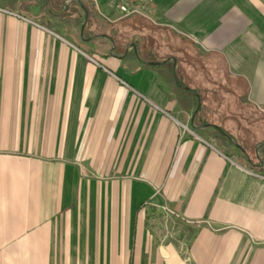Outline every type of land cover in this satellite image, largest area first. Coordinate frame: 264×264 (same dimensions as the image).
I'll return each instance as SVG.
<instances>
[{
    "label": "crops",
    "instance_id": "1",
    "mask_svg": "<svg viewBox=\"0 0 264 264\" xmlns=\"http://www.w3.org/2000/svg\"><path fill=\"white\" fill-rule=\"evenodd\" d=\"M0 7L29 20L0 14V264H264V162L194 126L152 35L221 61L264 112L260 0Z\"/></svg>",
    "mask_w": 264,
    "mask_h": 264
},
{
    "label": "rangeland",
    "instance_id": "2",
    "mask_svg": "<svg viewBox=\"0 0 264 264\" xmlns=\"http://www.w3.org/2000/svg\"><path fill=\"white\" fill-rule=\"evenodd\" d=\"M260 1L264 4V0ZM0 14L29 21L26 17L14 13L8 8L0 7ZM152 35L160 47L165 44V47L178 51V56L160 52L161 57L159 58L165 61L169 59L168 63H171L172 59L175 61L179 59L184 63V67L174 70L176 78L184 82V85L197 91L192 115L197 107V100L201 110L199 114L198 111L195 113L192 122L194 126L201 127L204 124L199 125V123L203 122L218 127V130L221 128L233 138V141L240 146L244 153L236 149L233 142L217 138L216 133L212 130L213 127L208 126L201 130H204V132L202 131L204 137L211 139L219 148L227 149L230 154L240 160H245L247 157L254 164H258V160L264 162L262 154L264 150V112L255 109L246 102L240 82L228 75L221 61L198 55L187 40L182 38L177 41L167 35L161 37L158 31L152 32ZM161 43L163 44L161 45ZM85 55L94 61L92 56ZM209 61H212L214 68L206 67ZM197 114L200 119L197 118L198 116L196 117ZM194 130L197 129L194 128Z\"/></svg>",
    "mask_w": 264,
    "mask_h": 264
},
{
    "label": "built area",
    "instance_id": "3",
    "mask_svg": "<svg viewBox=\"0 0 264 264\" xmlns=\"http://www.w3.org/2000/svg\"><path fill=\"white\" fill-rule=\"evenodd\" d=\"M153 0H134L133 8L129 7L128 0H117V8L123 15L131 13L142 14L143 9L146 5L152 3ZM258 178L264 180V169L257 172H250Z\"/></svg>",
    "mask_w": 264,
    "mask_h": 264
},
{
    "label": "trees",
    "instance_id": "4",
    "mask_svg": "<svg viewBox=\"0 0 264 264\" xmlns=\"http://www.w3.org/2000/svg\"><path fill=\"white\" fill-rule=\"evenodd\" d=\"M178 81L180 82V79L178 78ZM178 82V83H179ZM182 86H184V87H188L189 89H191V87L190 86H187V85H184V84H181ZM192 91H190V90H188V91H190V92H192L193 93V95L195 96V94H197V91L194 89V88H192L191 89ZM195 104H196V97H195ZM200 110H201V106L199 105V107H198V114H199V112H200ZM196 115V117L197 118H199L200 119V116L199 115ZM195 117V118H196ZM202 124H208L209 125V123H203V122H201V124L199 123V125H202ZM212 130L216 133V137L217 138H219V139H225V140H227L228 142H233L234 144H236L234 141H233V138L231 137V136H229L226 132H224L221 128L218 130H216L215 128H212ZM261 162V161H260Z\"/></svg>",
    "mask_w": 264,
    "mask_h": 264
},
{
    "label": "water",
    "instance_id": "5",
    "mask_svg": "<svg viewBox=\"0 0 264 264\" xmlns=\"http://www.w3.org/2000/svg\"><path fill=\"white\" fill-rule=\"evenodd\" d=\"M167 61H169V59H167L166 61L162 62L161 64H164V63L167 62ZM172 62H173V66H174V65H175V60L172 59ZM147 64L150 65V66H155V65H158L159 63H147ZM172 74H173V78H174V80L177 82V78H176V75H175L174 68H173ZM179 87L182 88V89H184V90H190L189 88H187V87H183V86H181V85H179ZM190 91H191V90H190ZM198 103H199V101L197 100V107H196V109H195V111H194V113H193V115H192L191 122H193V119H194L195 113H196L197 108H198ZM208 126L213 127V128H215V129H218V127L213 126V125H203V126H201V127H198V130L201 129V128H206V127H208ZM192 128H194V127L192 126ZM234 146H235L236 149H238L240 152L244 153L243 150L240 148V146H238V145H236V144H234Z\"/></svg>",
    "mask_w": 264,
    "mask_h": 264
}]
</instances>
